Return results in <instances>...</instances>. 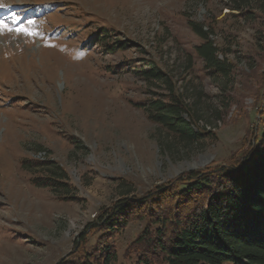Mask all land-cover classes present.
<instances>
[{
    "label": "rangeland",
    "instance_id": "1",
    "mask_svg": "<svg viewBox=\"0 0 264 264\" xmlns=\"http://www.w3.org/2000/svg\"><path fill=\"white\" fill-rule=\"evenodd\" d=\"M0 4L8 6L0 9V20L9 27L38 33L0 31V264H60L120 200L223 164L259 125L252 92L264 73L262 3ZM192 23L208 34L220 62L231 63L230 72L206 66L196 52L204 41ZM101 29L109 37L98 44ZM149 65L166 73L163 80H145L137 72ZM172 94L187 104L190 115L182 117L199 137L183 139L150 117L145 105L168 102ZM46 176L67 189L32 181ZM142 227L132 223L110 240L120 264H137V257L127 260L124 253ZM103 233L89 236V252L102 245Z\"/></svg>",
    "mask_w": 264,
    "mask_h": 264
},
{
    "label": "trees",
    "instance_id": "2",
    "mask_svg": "<svg viewBox=\"0 0 264 264\" xmlns=\"http://www.w3.org/2000/svg\"><path fill=\"white\" fill-rule=\"evenodd\" d=\"M252 1L264 5V0ZM235 9L242 10V6ZM39 10L48 11L45 7ZM191 27L204 41L196 52L206 66L217 73L230 72L231 63L224 66L220 62L218 50L203 28L195 23ZM107 32L99 30L94 40L107 43ZM115 48H121V43ZM137 72L145 80L157 81L166 74L152 66ZM257 84L252 94L260 105L259 125L228 161L188 172L144 197L120 200L110 214L88 227L60 264H120L118 247L110 240L138 222H143V227L124 253L127 260L137 257V264H264V73ZM147 104L157 124L183 139L199 137L182 117L190 111L179 96L172 94L168 102L150 100ZM204 131L198 133L204 135ZM32 181L39 187L67 189L51 176ZM63 199L71 198L65 195ZM100 231H104L99 237L102 245L89 252V236Z\"/></svg>",
    "mask_w": 264,
    "mask_h": 264
},
{
    "label": "snow or ice",
    "instance_id": "3",
    "mask_svg": "<svg viewBox=\"0 0 264 264\" xmlns=\"http://www.w3.org/2000/svg\"><path fill=\"white\" fill-rule=\"evenodd\" d=\"M5 7H8V6H6L4 4H0V9H3ZM13 19L18 20L19 17H16L15 13H13ZM28 23L34 24L35 22L30 20ZM4 30L9 31V32H11V31L24 32L28 35H38V33H36V32L29 31L26 27L13 29V28L9 27L8 24H6L3 20H0V31H4Z\"/></svg>",
    "mask_w": 264,
    "mask_h": 264
}]
</instances>
